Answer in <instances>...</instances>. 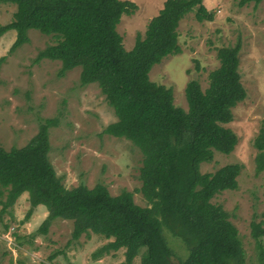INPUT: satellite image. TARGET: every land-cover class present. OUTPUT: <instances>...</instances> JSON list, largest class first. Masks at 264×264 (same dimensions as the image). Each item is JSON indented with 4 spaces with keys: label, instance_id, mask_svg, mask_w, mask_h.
<instances>
[{
    "label": "trees",
    "instance_id": "trees-1",
    "mask_svg": "<svg viewBox=\"0 0 264 264\" xmlns=\"http://www.w3.org/2000/svg\"><path fill=\"white\" fill-rule=\"evenodd\" d=\"M260 4L264 0H244ZM14 5L11 22L0 26V38L15 31L9 49L29 42L34 30L54 43L35 59L58 61L59 76L80 69V84H95L113 110L116 122L103 134L125 139L142 154L140 193L147 207H140L129 192L111 196L107 188L80 184L67 189L49 161V130L55 119L46 120L22 148H0L1 212L27 193L30 209L42 206L47 217L38 229L46 235L55 220L72 222V239L90 235L107 240L92 254L94 260L124 249L125 263L132 264H245L238 231L228 214L211 201L220 193L235 191L241 165H226L202 174L200 165L211 163L214 153L231 154L237 136L225 126L233 121L232 110L246 99L239 72L240 42L217 49L219 67L208 75L203 91L197 81L187 83V110L174 105L172 89L150 81L153 66L181 53L179 23L189 14L197 22H212L214 14L203 0H166L143 36L137 35L126 51L116 31L123 16L137 6L122 0H0ZM258 155L256 174L264 171V129L254 142ZM165 233L186 248L184 259L170 249ZM256 252L254 264H264V227L250 223ZM177 260V262H174Z\"/></svg>",
    "mask_w": 264,
    "mask_h": 264
},
{
    "label": "rangeland",
    "instance_id": "rangeland-1",
    "mask_svg": "<svg viewBox=\"0 0 264 264\" xmlns=\"http://www.w3.org/2000/svg\"><path fill=\"white\" fill-rule=\"evenodd\" d=\"M137 6L131 16H123L116 27L126 51L136 36H143L150 20L157 16L166 0H122ZM213 13L212 22H197L187 15L177 29L181 53L168 56L153 66L151 82L172 89L174 105L187 110L185 87L197 81L204 91L208 75L219 67L217 49L241 44L239 72L246 99L233 110V121L226 125L238 138L229 155L214 153L211 163L200 165L202 174L214 173L230 164L242 169L235 191L218 194L211 202L228 214L238 231L245 253V264H254L256 252L250 237V223L264 227V171L256 174L258 150L254 142L264 129V1L203 0ZM14 5L0 3V26L8 24ZM29 42L9 53L15 31L0 38V148H22L38 133L46 120L55 119L49 130V161L67 189L80 184L92 189L107 188L115 197L129 192L140 207H147L140 188L142 154L125 139L103 134L116 122L113 110L95 84L81 86L80 69L59 76L61 64L44 59L35 63L40 51L54 43L50 36L28 31ZM28 195H21L5 212L0 206V264H124V249L94 260L92 254L108 243L102 237L72 239V222L55 220L46 235L38 229L47 217L44 207L29 217ZM165 239L177 258L184 259V244L168 233ZM264 246V239L262 240ZM177 262V260H174ZM132 264H140L136 257Z\"/></svg>",
    "mask_w": 264,
    "mask_h": 264
}]
</instances>
